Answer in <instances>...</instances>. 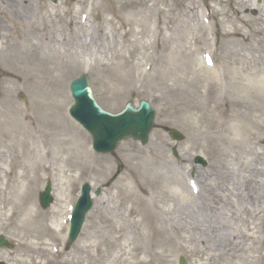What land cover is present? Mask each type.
<instances>
[{
  "label": "bare ground",
  "instance_id": "bare-ground-1",
  "mask_svg": "<svg viewBox=\"0 0 264 264\" xmlns=\"http://www.w3.org/2000/svg\"><path fill=\"white\" fill-rule=\"evenodd\" d=\"M95 1L77 0V20L71 21L66 34L56 22L46 28L42 15V21L35 24L33 2L22 0V40L17 48L7 49L0 56V64L14 73L7 83L15 89L22 82L26 90H31V100L28 111L11 99L0 111V228L22 234L20 245L31 255L60 256L64 227L59 214L70 186L68 178L77 172L78 180L86 173L104 179L110 170L102 165L103 160L93 158L87 144L64 121L67 118L60 88L65 73L82 68L83 56L89 58L90 67L101 70L136 69L159 61L166 66L164 57L177 56L169 67L177 69V78L181 59L190 57L195 62L193 70L185 61L179 73L180 79L191 85L190 101L184 102L183 111L193 117L197 133L217 157L219 167L198 174L194 189L184 182L186 191L179 195L172 191V172L162 154L154 152L146 159L141 151L125 145L124 158L143 171L150 189L162 198L159 202L139 198L130 183L120 177L110 187L111 201L120 216L106 220V233H98V237L120 252L128 248L135 264H149L153 259L158 264H170L169 258L179 252L197 258L196 264H264V177L258 168L264 154L257 150L264 145V0L259 5H253L252 0H235L241 9H254L257 14H236L238 19L218 21L221 43L214 51L209 50L207 36L211 29L201 8L172 18L158 5L145 3L143 14L136 11L120 17L125 28L120 43L118 30L108 21L111 47L107 51L111 53L105 61L97 58L106 49L93 34ZM51 2L54 16L65 15L59 5H53L54 0ZM87 2L90 8L83 15ZM128 2L122 1V5L133 3ZM211 10L207 17L213 20L215 13ZM126 51L144 55L145 62L133 64L126 58ZM157 52L160 55L154 59ZM219 66L224 72L223 83ZM39 138L50 141V157L42 154ZM25 157L32 158L31 163L23 161ZM230 165L239 169L234 171ZM41 172L50 173L60 188L51 214L38 212L27 176ZM171 201L183 204L182 208L171 205L165 209ZM128 229L133 230L135 239L123 243ZM91 237L89 234L76 248L77 255L92 258L88 254L94 246L89 244ZM63 264L78 263L69 260Z\"/></svg>",
  "mask_w": 264,
  "mask_h": 264
},
{
  "label": "rangeland",
  "instance_id": "rangeland-1",
  "mask_svg": "<svg viewBox=\"0 0 264 264\" xmlns=\"http://www.w3.org/2000/svg\"><path fill=\"white\" fill-rule=\"evenodd\" d=\"M34 4V15L37 19L34 22L38 24V21H42V16L45 20L46 28L52 26L53 23H58L68 34L69 24L72 20H77L74 17V11L76 10L77 0H54L53 5L60 7V11L65 15L57 14L54 16V10L52 9L53 0H31ZM127 3L128 0H122ZM121 0H103L95 1L93 12H92V25L94 26V35L98 39V43H101L106 52L98 54L101 61H105L106 58L110 57L111 51H107V48L111 47V34L109 32V27L107 25L108 21H112L115 31L117 32V41L120 43V37L124 32L122 21L120 17L128 15L130 13L136 12L143 14L144 7L143 4H156L158 8L166 11L167 16L179 17L181 18L183 14H188L192 10L196 12L203 9V15L207 17V9H212L215 13L213 20L208 19L207 22L210 26L208 31V45L209 50L213 51L218 44L221 43L219 32L218 21L225 19H238L239 16L254 17L257 14V10L249 9L245 11V8L237 5L235 0H131V4L122 5ZM262 0H252L253 5H259ZM206 8H203V7ZM90 6L89 2L85 4V9L83 13L87 14ZM9 11V10H8ZM15 21L12 16L7 17L6 24V38L4 40L5 45L2 50H0V56L4 54L7 49L8 51L17 48L22 40L23 34V22H22V0H19L17 7L15 8ZM42 15V16H41ZM24 20V19H23ZM216 24V26H215ZM41 25V23L39 24ZM121 26V27H120ZM120 28H122L120 30ZM216 31V32H215ZM212 33V34H210ZM245 33V32H244ZM37 35L32 32V38L36 39ZM33 42V40H32ZM245 40H241V43ZM155 45L152 47L154 48ZM117 49H121V45H118ZM138 52V51H137ZM218 53V51H217ZM215 53L216 56L218 54ZM160 53H153V58L157 57ZM126 58H130L133 64H143L145 61L143 59L144 55L141 54H128L125 52ZM93 55L91 59H93ZM160 58V57H159ZM166 58V66H162L159 61L158 64H153L148 62L147 65H139L136 69L134 68H115L113 70H101L99 68H92L89 66V58L87 56L82 57L83 66L80 70L75 72H67L64 76V84H62L61 93L65 102L64 114L66 117L73 122L68 116V107L71 104V99L68 93V85L71 80L80 75H86L89 80V86L92 91V96L94 101L106 112L111 114L119 113L124 109L127 103H130L134 109L138 107L140 101H147L150 106L155 111L154 125L151 133L149 134L148 142L146 145H141L139 142L132 139H125L116 148V150L110 155H97L91 150V140L90 137L74 122V125L80 130L79 131L71 124L67 119H64L65 123L74 128V130L82 136V141L87 142L88 150L95 159H101L104 162L105 167H110L106 178L100 179L97 175H87L82 179L78 180L76 174H72L69 177L70 186L65 191L66 201L60 210L59 217H61V223L64 227L62 233V243L59 245L60 256L57 257H42L44 255L34 254L31 255L27 252L22 245H20L22 240V234L12 230L11 228H0V236H3L7 241L12 243L13 249H0V261L4 264H63L66 261L73 260L78 264H135V259H133L128 253V248L120 250L115 246V248H110L109 245L104 244L98 235H103L106 233V220L118 219L120 212L116 208V205L111 201V191L110 187L117 182L120 177H124L130 183V187L133 193L145 200L155 199L157 202L162 198L157 191L153 192L155 189L151 190L148 186L149 180L144 179L142 176L143 171L136 170L133 166L127 162L124 158L125 151L123 147L125 145H130L131 148L141 151L146 159L150 157L151 153H159L164 156L166 162H168L169 169L172 173L170 176L174 182L172 186V191L177 192L179 195L185 193L186 188L184 182L191 183L195 178H198V174L209 173L219 167L218 160L215 154L209 149L205 139L201 134L197 133L194 126L193 117L183 111L184 102L190 101L191 96V85L189 81L187 83L183 82L179 74L183 71L182 67L184 62L188 63V68L190 71L193 70L195 66L194 60L190 57L182 58L180 62V72H177L178 78L175 76L174 71H177L175 67L173 70L171 64L175 62L177 56H172ZM197 60V58H196ZM153 61V59H152ZM198 62V61H197ZM150 63V64H149ZM152 67H151V66ZM220 80L223 83V74L221 66L218 68ZM128 71V72H127ZM14 76L13 72H7L6 68L0 64V78H1V95H0V111L4 107V102L7 99H11L16 106L24 108L28 111L30 100H31V90H26L23 84L19 83L14 89L7 82ZM20 78H22L19 75ZM224 91H221L223 95ZM55 124H62L56 123ZM64 126H67L63 124ZM168 129H176L181 132L184 136L183 141L179 143L173 142L168 134ZM82 134V135H81ZM176 146L179 157L175 159L171 155V148ZM39 147L42 154L51 155L52 145L48 139L39 138ZM28 146L24 149L27 150ZM257 150L264 154V145L257 147ZM46 156V155H45ZM202 157L206 161V166L203 168L194 163L195 157ZM47 157V156H46ZM32 158L25 157L23 161L31 163ZM94 162V159L92 160ZM96 162V161H95ZM230 165V169L237 170L238 167ZM261 169V175L264 177V162L258 165ZM23 170V169H22ZM153 171V170H152ZM155 172V171H153ZM156 173V172H155ZM239 177H242L241 172L238 173ZM32 182V196L35 198V203L38 212L40 214H51L55 210V205L58 199V193L60 192L58 181L52 176H47L45 173L41 172L38 175L29 174L27 175ZM181 181V182H180ZM46 182L52 184L51 195L53 197V203L51 206L45 210L38 206V193L42 191ZM83 183H88L95 192L97 189L100 190V195L93 197V206L90 212L87 214L81 232L77 240L66 247V236L68 231V219L70 215V207L74 204L76 198L79 195L80 186ZM174 205L175 208L181 209L183 204H179L176 201H171L164 208L168 209L169 206ZM62 211V212H61ZM133 230H126L123 243L129 241L130 239H135V234ZM97 236H94L93 234ZM99 233V234H98ZM89 234L92 236L89 240V244L94 245L88 252L91 254L92 258H87L85 256H79L76 254L75 250L79 245L85 243V239ZM105 255V256H104ZM40 256V257H39ZM104 256V257H103ZM182 257L187 264H196L197 258L190 257L185 253H176L174 256L169 258L170 264H178V259ZM149 264H158L156 259ZM212 264H224L220 261H215Z\"/></svg>",
  "mask_w": 264,
  "mask_h": 264
},
{
  "label": "water",
  "instance_id": "water-1",
  "mask_svg": "<svg viewBox=\"0 0 264 264\" xmlns=\"http://www.w3.org/2000/svg\"><path fill=\"white\" fill-rule=\"evenodd\" d=\"M85 80V77H81L71 82L70 91L75 102V105L71 107V114L91 134L96 152L109 153L116 148L120 140L128 136L145 143L153 120V111L148 104L141 102L140 108L136 111L127 105L125 110L117 116L102 113L92 101ZM170 136L177 141L182 139V136L174 130L170 132ZM196 160L204 164L201 158ZM50 189V184H47L45 191L41 193L40 204L43 205V208H46L52 201ZM89 191L90 188L87 184L82 186L81 196L74 207L69 224L68 244L72 243L79 235L84 215L91 207ZM0 247H10L2 237H0Z\"/></svg>",
  "mask_w": 264,
  "mask_h": 264
},
{
  "label": "flooded vegetation",
  "instance_id": "flooded-vegetation-1",
  "mask_svg": "<svg viewBox=\"0 0 264 264\" xmlns=\"http://www.w3.org/2000/svg\"><path fill=\"white\" fill-rule=\"evenodd\" d=\"M14 0H0V40L7 34L5 24L7 21V6H11L9 11L12 17H15Z\"/></svg>",
  "mask_w": 264,
  "mask_h": 264
}]
</instances>
